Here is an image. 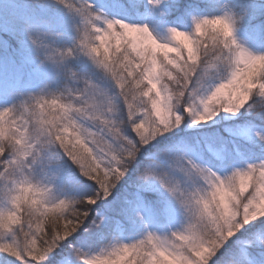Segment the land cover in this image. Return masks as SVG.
<instances>
[{"label": "snow or ice", "instance_id": "6c2138e0", "mask_svg": "<svg viewBox=\"0 0 264 264\" xmlns=\"http://www.w3.org/2000/svg\"><path fill=\"white\" fill-rule=\"evenodd\" d=\"M0 264H264V0H0Z\"/></svg>", "mask_w": 264, "mask_h": 264}]
</instances>
